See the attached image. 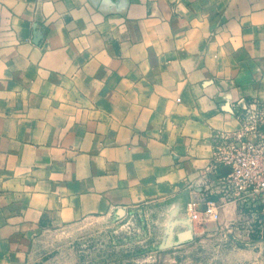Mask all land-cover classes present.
I'll list each match as a JSON object with an SVG mask.
<instances>
[{
    "label": "crops",
    "instance_id": "crops-1",
    "mask_svg": "<svg viewBox=\"0 0 264 264\" xmlns=\"http://www.w3.org/2000/svg\"><path fill=\"white\" fill-rule=\"evenodd\" d=\"M253 99L264 0H0V264H264L260 208L201 184ZM119 208L95 251L43 250Z\"/></svg>",
    "mask_w": 264,
    "mask_h": 264
},
{
    "label": "built area",
    "instance_id": "built-area-1",
    "mask_svg": "<svg viewBox=\"0 0 264 264\" xmlns=\"http://www.w3.org/2000/svg\"><path fill=\"white\" fill-rule=\"evenodd\" d=\"M240 122L236 130L217 132L212 162L203 172V196L215 189L228 202L239 208L247 207L245 220L253 229L263 221L257 216V208L264 215V99H253L235 111ZM220 167L225 171L220 172ZM216 188H208L212 183ZM187 209H197L193 202ZM207 211L213 209L206 202Z\"/></svg>",
    "mask_w": 264,
    "mask_h": 264
},
{
    "label": "rangeland",
    "instance_id": "rangeland-1",
    "mask_svg": "<svg viewBox=\"0 0 264 264\" xmlns=\"http://www.w3.org/2000/svg\"><path fill=\"white\" fill-rule=\"evenodd\" d=\"M133 212H128L125 209H115L109 217L110 218H88L82 220L76 224L68 226L61 232L50 234L48 238L42 241V248L48 253H63L69 251L70 247L81 249L82 251L92 250L95 251L96 243L111 240V234H105V231H111L114 233L127 232V228H134V225H128L127 218L133 217ZM143 215V213H142ZM121 228V229H119ZM168 262V259L153 257L147 258L145 261L139 259L136 261L137 264H143L144 262L149 264H160L163 262ZM184 264H195L190 256L184 257Z\"/></svg>",
    "mask_w": 264,
    "mask_h": 264
}]
</instances>
